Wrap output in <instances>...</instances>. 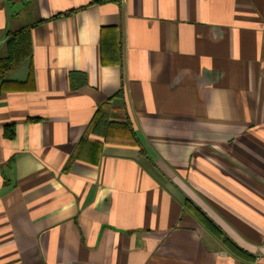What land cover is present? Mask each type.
I'll return each mask as SVG.
<instances>
[{
  "label": "crops",
  "instance_id": "crops-1",
  "mask_svg": "<svg viewBox=\"0 0 264 264\" xmlns=\"http://www.w3.org/2000/svg\"><path fill=\"white\" fill-rule=\"evenodd\" d=\"M98 1L0 0V56L33 25V89L0 92V264H264V0ZM109 26L120 66L100 60ZM105 101L150 160L94 135L70 159Z\"/></svg>",
  "mask_w": 264,
  "mask_h": 264
},
{
  "label": "trees",
  "instance_id": "trees-1",
  "mask_svg": "<svg viewBox=\"0 0 264 264\" xmlns=\"http://www.w3.org/2000/svg\"><path fill=\"white\" fill-rule=\"evenodd\" d=\"M106 0H99V3L105 2ZM83 7L78 9H73L64 13H59L53 15L51 18H59L67 16L73 12L81 10ZM38 21L37 23H39ZM36 23V24H37ZM33 25H27L20 27L16 30L7 31L5 34L4 41V52L0 56V92L4 91H22L33 89V69L31 65V56H32V45L30 39V29ZM110 33L111 40L106 41L105 35ZM99 53L100 60L103 64H116L121 65V41H120V32L117 27H102L100 32V43H99ZM29 62V70L26 76V79L23 81L9 79V74L21 65L23 62ZM114 96H122V89L120 88L113 95H111L107 100L113 98ZM107 102L100 104L96 107L93 115L89 119L86 128L81 135L80 139L77 142V147L74 152L71 154L70 159L77 158L80 151L85 152L89 150L87 148L94 149L98 151L100 148V143L97 141H90L89 136L94 135L97 137L103 138L104 142L111 144H123V145H132L136 146L139 149V154L150 160L147 156L145 149L143 148L141 142L137 138L134 130L132 129L126 112L123 110L122 118L124 123L117 124L115 122L109 121ZM37 118L30 119V121H36ZM109 128H117L121 131L122 135L119 137H113L109 135ZM116 129V130H117ZM4 135L7 138H12L14 136V128L12 125L4 126ZM127 135V136H126ZM91 161L94 162V158H91ZM67 167H65L66 169ZM185 207L194 214L199 221L209 229L213 234L219 237L224 246H226L232 254L237 257L250 259L251 254L246 250L240 248L235 242L229 239L223 234L220 228L213 223L201 210L189 199L185 201Z\"/></svg>",
  "mask_w": 264,
  "mask_h": 264
},
{
  "label": "rangeland",
  "instance_id": "rangeland-1",
  "mask_svg": "<svg viewBox=\"0 0 264 264\" xmlns=\"http://www.w3.org/2000/svg\"><path fill=\"white\" fill-rule=\"evenodd\" d=\"M18 14V13H17ZM17 19H18V21H23V22H27L29 19H27L26 18V15L25 14H22V13H19L18 15H17Z\"/></svg>",
  "mask_w": 264,
  "mask_h": 264
}]
</instances>
